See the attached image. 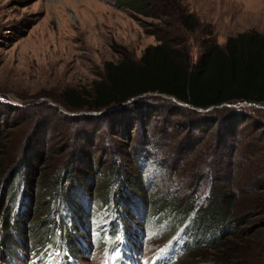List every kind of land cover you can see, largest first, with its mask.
Here are the masks:
<instances>
[{"label": "rangeland", "instance_id": "1", "mask_svg": "<svg viewBox=\"0 0 264 264\" xmlns=\"http://www.w3.org/2000/svg\"><path fill=\"white\" fill-rule=\"evenodd\" d=\"M114 1L0 0V129L3 130L6 125L13 122L32 121L30 129L22 135L29 138L27 148L34 145L37 134L40 137L44 133L48 141L55 142L57 147L53 155L57 156L60 162L75 150L84 156L93 153L95 163L99 161L101 168L95 171L98 183L93 181V186L97 188L111 174L107 170L114 153L116 158L120 155L124 160V166L127 167L133 162L132 148L146 143L147 140L153 141L149 149L150 153H153L151 157L163 159L165 155L166 163L173 165L175 169L170 174H165L163 170L157 171L151 162L141 163L145 201L159 200L160 197L168 200L184 198L192 191L191 187H187L191 182L187 175L204 174V179L199 178L202 179L203 186L200 185L199 190L192 193L200 204L208 197L211 169L215 168L217 159L215 150L219 152V143L223 142V132L219 131L218 120L223 119L225 109L232 112L242 111V120L240 119L241 123L237 126L238 145L234 150V156L237 162L241 160L243 162L239 164L240 171L236 173L238 175L234 182H239L238 188L244 190V194H249L248 187L245 186L251 177L249 173L251 175L254 170L255 173L260 172L261 176L260 182H257V187L260 188L256 194L258 205L243 212L247 207V201L239 198L236 211L251 214L247 234L249 229L262 226V229L254 231L250 238L246 237L248 244L255 249L242 260L246 264H264V104L226 103L216 108L223 110L222 113H218L216 109H208L198 110L200 114L195 115L188 106H184L188 109L183 108L181 111L171 107L168 103L171 99L168 96L147 94L139 99V105L131 103L133 106L129 107L130 109L99 113L70 110L64 106L62 99L66 90L88 88L93 80L100 78L105 61L117 60L124 56L138 60L146 46L159 42L158 37L161 39L176 37L177 42L187 49L192 62H196L202 55L201 43L210 39L209 36L222 45L228 36L242 31L255 29L264 34V0H160L157 7L160 13H164L162 15L164 19L135 13L127 6L117 7ZM177 6L182 7L185 13H193L198 25L193 29L181 25L177 20ZM166 19L169 25L165 23ZM58 115L77 118L66 122ZM81 115H99L102 118L78 121ZM138 115L144 120L140 127L138 123H134L135 128L129 127L121 137L114 135L119 118L130 120ZM24 117L29 119L24 120ZM198 125L206 126L210 130L207 129L206 134L202 133L193 127ZM229 127L226 126L227 129L232 128ZM14 128L8 129L7 132H14ZM15 134L20 144L21 137L17 135V131ZM84 134L90 138V144L84 145L81 142ZM199 139L200 144L189 154L191 145ZM161 143L167 146L164 150L160 146ZM245 153H250L251 161L239 157ZM184 155L185 158L182 159ZM51 159L43 158L41 165L50 166ZM223 161H226V158ZM34 164L37 167L40 165L36 162ZM52 166L53 164L47 169L49 174L54 172ZM197 166L199 167L196 168ZM36 172L38 174L40 170ZM182 173L186 175L181 176ZM33 178L34 188L40 189L39 181L42 174ZM16 184H18L16 208L20 207L18 213L30 214L29 220L40 216L44 206V203H40L42 194L39 192L32 198V206L29 208L23 196L22 182L18 180ZM41 187V192L47 196L48 189L45 188L48 185L42 184ZM81 193L75 194V200L79 203L78 212L82 213L87 203L91 207L92 217H98L101 216L103 208L107 220L113 219L105 232L110 234L119 246L121 244L117 241L118 238L128 239L129 229L139 228L143 231V238L136 240L137 246L133 241L127 240L125 251H120L117 255L105 256L103 251L90 247L84 253L82 249L76 255L80 259L79 264H135L133 261H136V264L141 262L146 264L149 256L167 245H177L178 253L173 256L168 253L170 260L165 264H192L188 262L187 256L196 249L190 250L189 244L187 245V241L191 239H187V234V237L183 236L184 223L176 222L177 226L170 223L169 220H177L174 212L159 211L152 214L153 205L149 206L151 210L147 208L146 213H141L139 209L137 213L132 210L138 219L147 221L148 227L143 230V223L129 214L128 209L116 208L122 214H129L130 228H126L123 221L115 216L117 214L115 208L106 203L100 206L96 201L97 197L90 198ZM132 197L134 199V196ZM185 223L187 224V221ZM28 234L32 235L33 231ZM90 236L89 217L88 233L78 234L77 245L89 241ZM201 238L202 235L197 236L198 240ZM57 241L62 242L61 239ZM104 241L102 238L100 241L97 239L100 246ZM31 246L29 249L34 250ZM176 249L172 248L174 251ZM17 251L27 250L17 246ZM15 256L11 254L10 257ZM195 258L199 260L200 257ZM200 264H209V261L202 260Z\"/></svg>", "mask_w": 264, "mask_h": 264}, {"label": "trees", "instance_id": "2", "mask_svg": "<svg viewBox=\"0 0 264 264\" xmlns=\"http://www.w3.org/2000/svg\"><path fill=\"white\" fill-rule=\"evenodd\" d=\"M159 2L160 0H115L114 5L127 6L135 13L147 17L164 19L162 16L164 13H160L157 7ZM177 9V20L181 25L189 29L198 25L193 13H185L180 6H177ZM165 23L170 24L167 19ZM209 38L201 43L202 55L196 62H192L187 49L177 42L176 37L171 36L163 39L158 37L159 42L146 46L138 60L127 56L117 60H107L103 63L102 76L93 80L88 88L66 90L62 98L63 104L73 111L105 113L130 109L129 107L133 106L130 104L134 102L135 105H139V99L143 96L158 94L173 97L175 101L170 100L168 103L179 111L188 108L175 102L187 104L191 108V113L195 115L200 114L198 109H216L226 103L264 104V34L255 29L242 31L228 36L222 45L215 42L211 36ZM108 108L112 109L104 111ZM225 110H217L218 113L222 111L224 113L223 119L218 120L220 121L219 131L223 132V142L219 143L220 151L215 150L217 159H215V168L211 169L208 197L200 204L192 193L199 190L203 183L201 180L205 178L204 174L187 175L191 181L187 187H191L192 191L184 198L168 200L160 197L159 200L145 201L146 192L141 181V163L144 160L151 162L157 171L163 170L165 174H170L175 169L173 165L166 163L165 155L163 159L151 157L153 153H150L149 149L153 141L147 140L146 143L132 148L133 162L127 167L124 166V160L120 158V155L116 158L114 153L107 170L111 174L97 188L93 186V181L98 183L95 171L101 168L99 161L95 163L93 153L84 156L78 153L79 151L76 153L75 150L60 162L57 156L53 155L57 147L55 142L48 141L44 133L40 136L41 138L37 134V141L35 140L34 145H29L30 148H27L29 138L22 135L30 129L32 121L13 122L6 125L3 130L0 129V261L2 264H12L10 259L13 257L10 256L11 254L17 256V246L31 251L29 248L32 245L31 247L37 250L47 240L57 242L61 239L62 243L77 255L78 234L88 233V220L91 215V207L87 203L82 213L78 212L77 204L79 203L75 200L77 192H82L81 194L90 198L97 197L96 201L100 206L106 203L118 210L128 209L129 214L134 215L136 219H138L137 214L132 213V210L137 213L139 209L141 213H146L147 208L151 210L149 208L151 205H153L152 214L159 211L174 212L177 220H169L173 226H177L176 222L180 224L188 222L186 234L191 239L188 247L190 250L197 251H192L187 256L188 262L192 264H200L202 260L209 261V264H246L242 259H246L255 249L251 248L246 237L250 238L253 232L262 229V226L249 229L247 234L251 214L238 213L236 208L239 198L247 201V207L243 209V212L258 205L256 194L260 188L257 187V182H260L261 175L254 170L251 175L249 173L251 177L249 183L245 185L248 187L249 194H244V190L238 188L240 183L234 182L240 168L239 164L243 162V160L237 162L234 156V150L238 145L237 126L241 123L243 113ZM60 117L66 122L77 118H71L69 115ZM91 118L101 119L102 116L81 115L78 121ZM141 118L139 115L130 120L119 118L114 135L121 137L129 130V127L135 128L134 123H138L140 127L144 121ZM227 125L232 128L227 129ZM13 127H15L14 132H7ZM193 127L205 134L210 130L206 126ZM16 131L21 137L20 144L16 139ZM81 142L87 145L91 141L88 135L84 134ZM200 142L199 139L195 144H190L189 154ZM160 146L163 150L167 147L164 144ZM41 147L42 150H40ZM167 157L170 156L167 155ZM239 157L251 161L250 153L239 155ZM43 158H52L50 166L41 165ZM150 158L152 160H147ZM184 158L185 155L182 159ZM224 158L226 161H223ZM34 162L41 167H37ZM51 163L54 172L49 174L47 169L51 168ZM56 166L58 167L55 168ZM37 170H40L38 174ZM198 170L200 171V168ZM41 174L40 189H35L33 177ZM183 175L186 174L182 173L181 176ZM199 178L202 179L199 180ZM18 180L24 187L23 196L29 208L32 206V198L39 192L42 194L40 203H44V206L40 216L35 219L29 220L30 214L18 213L20 208H16ZM42 184L48 185L45 188L48 189L47 196L41 192ZM117 209L115 216L123 221L126 228H130L129 214H122ZM67 217L68 220H66ZM30 231H33L32 235L28 234ZM198 235L200 237L202 235L201 240L197 239ZM197 256L200 257L199 260L195 258Z\"/></svg>", "mask_w": 264, "mask_h": 264}, {"label": "water", "instance_id": "3", "mask_svg": "<svg viewBox=\"0 0 264 264\" xmlns=\"http://www.w3.org/2000/svg\"><path fill=\"white\" fill-rule=\"evenodd\" d=\"M171 100H173V101H175V99L173 98V97H169ZM177 104H179V105H183V106H188L187 104H184V103H181V102H176ZM112 108H108V109H106V110H104V111H107V110H111ZM198 110H203V109H198ZM205 110H207V109H205ZM99 113H101L100 111H99Z\"/></svg>", "mask_w": 264, "mask_h": 264}]
</instances>
